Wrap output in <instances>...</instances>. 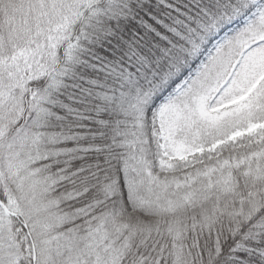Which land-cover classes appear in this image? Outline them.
I'll return each instance as SVG.
<instances>
[{"label":"snow or ice","instance_id":"1","mask_svg":"<svg viewBox=\"0 0 264 264\" xmlns=\"http://www.w3.org/2000/svg\"><path fill=\"white\" fill-rule=\"evenodd\" d=\"M0 264H264V0H0Z\"/></svg>","mask_w":264,"mask_h":264}]
</instances>
